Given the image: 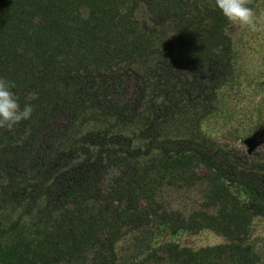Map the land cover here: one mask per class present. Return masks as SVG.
<instances>
[{"label": "trees", "instance_id": "obj_1", "mask_svg": "<svg viewBox=\"0 0 264 264\" xmlns=\"http://www.w3.org/2000/svg\"><path fill=\"white\" fill-rule=\"evenodd\" d=\"M227 23L215 0H0V77L34 108L0 128V264H264V150L200 125L232 71ZM197 183L188 214L160 199ZM205 228L225 241L172 237Z\"/></svg>", "mask_w": 264, "mask_h": 264}, {"label": "rangeland", "instance_id": "obj_2", "mask_svg": "<svg viewBox=\"0 0 264 264\" xmlns=\"http://www.w3.org/2000/svg\"><path fill=\"white\" fill-rule=\"evenodd\" d=\"M253 7L264 13V0ZM143 8L138 7V13ZM260 27L259 23L257 25ZM226 31L232 41V71L217 89L214 109L205 115L202 130L221 144L244 149L249 154L264 150V30L252 31L248 26L228 21ZM204 184L187 187H164L160 199L171 208L188 214L202 206ZM161 234L159 237L161 238ZM172 237L181 244L196 248L225 241V237L205 228L196 232L178 231ZM248 239L261 260H264V216H256L249 226ZM126 245L125 242L118 243Z\"/></svg>", "mask_w": 264, "mask_h": 264}, {"label": "clouds", "instance_id": "obj_3", "mask_svg": "<svg viewBox=\"0 0 264 264\" xmlns=\"http://www.w3.org/2000/svg\"><path fill=\"white\" fill-rule=\"evenodd\" d=\"M217 7L228 21L241 26H248L252 31L264 30V13L258 15L250 7L251 0H215ZM260 25L258 27L257 25ZM13 82L0 77V128L12 129L15 125L31 118L34 108L31 104L23 107L12 90Z\"/></svg>", "mask_w": 264, "mask_h": 264}]
</instances>
